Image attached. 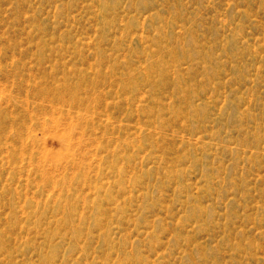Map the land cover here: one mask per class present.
Listing matches in <instances>:
<instances>
[{"label": "rangeland", "instance_id": "rangeland-1", "mask_svg": "<svg viewBox=\"0 0 264 264\" xmlns=\"http://www.w3.org/2000/svg\"><path fill=\"white\" fill-rule=\"evenodd\" d=\"M0 264H264V0H0Z\"/></svg>", "mask_w": 264, "mask_h": 264}, {"label": "bare ground", "instance_id": "bare-ground-1", "mask_svg": "<svg viewBox=\"0 0 264 264\" xmlns=\"http://www.w3.org/2000/svg\"><path fill=\"white\" fill-rule=\"evenodd\" d=\"M187 57L190 59H195L196 56H194L193 52L191 50H189Z\"/></svg>", "mask_w": 264, "mask_h": 264}]
</instances>
